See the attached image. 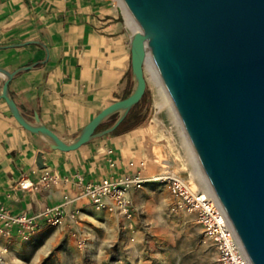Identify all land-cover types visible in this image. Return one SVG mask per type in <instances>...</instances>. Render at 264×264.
I'll return each instance as SVG.
<instances>
[{"label":"crops","instance_id":"0c3cea01","mask_svg":"<svg viewBox=\"0 0 264 264\" xmlns=\"http://www.w3.org/2000/svg\"><path fill=\"white\" fill-rule=\"evenodd\" d=\"M122 17L125 21L120 0H0V46L4 47L0 48V67L12 72L35 64L8 85L28 121L36 113L44 126L70 142L101 110L125 98L131 88L127 78L130 49L129 27ZM151 101L153 110L138 127L60 152L50 150L41 135L22 128L0 99V206L10 214L34 215L61 204L64 196L75 198L79 191L76 174L85 184L132 174L135 168L129 164L141 161L145 163L141 175L146 179L176 168L179 158H188L181 130L159 107L158 98ZM44 170L54 177V184L37 190L18 187L21 179L37 184ZM142 194V190L130 192L133 215L140 208ZM74 210L78 215L72 221L67 216ZM65 216L58 227L40 220L28 241L16 234L9 240L0 236V248L8 250L0 264H42L60 243L67 248L58 254L66 259L64 264H82L83 259L93 264L101 253L90 250L96 239L117 240L121 230L128 235L127 226L135 223L97 212L87 199L70 202ZM193 228L191 239L206 249L209 241L196 221ZM151 238L144 264H152V256L164 258L168 251L162 236ZM80 241L84 245L77 249L75 242Z\"/></svg>","mask_w":264,"mask_h":264},{"label":"water","instance_id":"95a60500","mask_svg":"<svg viewBox=\"0 0 264 264\" xmlns=\"http://www.w3.org/2000/svg\"><path fill=\"white\" fill-rule=\"evenodd\" d=\"M121 1L135 26L127 28V97L101 110L70 142L36 113L28 121L10 96L9 83L35 64L12 72L0 67V99L50 150L75 151L112 134L140 102L149 56L212 195L250 263L264 264V0Z\"/></svg>","mask_w":264,"mask_h":264},{"label":"built area","instance_id":"2783aa9c","mask_svg":"<svg viewBox=\"0 0 264 264\" xmlns=\"http://www.w3.org/2000/svg\"><path fill=\"white\" fill-rule=\"evenodd\" d=\"M111 154L109 150L107 152ZM132 174H124L117 178H103L101 180L83 184L78 174L75 175V184L78 188L77 196L71 200L64 196L63 202L57 206L45 207L34 215L10 214L0 206V236L9 240L13 234L23 241L30 240L36 231L40 220L48 226L58 227L65 219V208L73 201L87 199L97 212H107L131 221L133 216L130 192L140 190L148 182L163 184L169 193L176 199L175 209L193 214L196 223L201 227L203 236L210 241L215 253L217 264H251L247 258L228 218L213 195L198 190L184 177L170 169L162 170L156 176L143 178L141 172L145 167L143 161L136 166ZM55 183L54 177L46 170L43 171L37 184L29 179H21L18 187L21 190H37L39 187H49ZM78 211H70L68 218L75 221ZM84 245L82 241L78 244ZM8 252L7 247L0 248V263L3 255Z\"/></svg>","mask_w":264,"mask_h":264},{"label":"rangeland","instance_id":"374dc122","mask_svg":"<svg viewBox=\"0 0 264 264\" xmlns=\"http://www.w3.org/2000/svg\"><path fill=\"white\" fill-rule=\"evenodd\" d=\"M144 76L146 79V95L149 99L146 118L153 110L152 98H158L159 107L172 116L169 107L147 73L146 67ZM184 150L188 158H179L181 164L170 170L184 177L195 187L203 184L204 177L198 164L191 158L185 144ZM140 190L143 191L138 201L140 208L137 212L134 211L132 216L131 221L134 219V225L127 226L128 235H125L126 231L121 230L117 240L111 241L108 239L109 236L106 241L96 239L95 245L90 250L94 252L101 251V253L99 259L93 260V264H144V262L148 261L145 251L152 236H156V238L162 236L168 246V251L164 258L160 259L158 255L152 256V264H217L216 253L209 240V245H207L206 249H201L197 246L196 241L191 239L190 234L194 232L195 216L175 209L176 199L163 184L148 182ZM131 221L126 220L129 224ZM134 231L138 233H134ZM75 244L78 249V243L75 242ZM155 246H158L157 243ZM65 250L67 248L60 243L46 254L42 264H49L50 262L52 264L66 263V259L58 255ZM212 252H214V260L212 259ZM51 258L54 259L52 260ZM90 261L92 260L83 259L82 264H91L92 262Z\"/></svg>","mask_w":264,"mask_h":264},{"label":"bare ground","instance_id":"6f19581e","mask_svg":"<svg viewBox=\"0 0 264 264\" xmlns=\"http://www.w3.org/2000/svg\"><path fill=\"white\" fill-rule=\"evenodd\" d=\"M120 5H121V8H122V12L124 14V17H125V22H126L127 26L129 27L130 31L135 30V26H134L133 20H132L130 14L126 10V8L123 5V3H122L121 0H120ZM145 67H146V71L149 74L151 80L153 81V83H154L157 91L160 92V94L163 97L165 103L169 107L170 112H171V114L173 116V119H174L175 124L180 128L181 134H182V137H183L184 144L187 147V150H188L189 154L191 155V158L193 159V161L195 160V163L197 164V160L195 158L194 152H192L193 150H192V148L190 146V143H189L187 137L185 136V133H184L182 127H181V123H180V121H179V119H178V117H177V115H176V113L174 111V108H173V106H172V104L170 102V99L168 98V96H167V94H166V92L164 90V87H163V85H162V83L160 81V78H159V76L157 74L156 68H155V66H154V64H153V62H152V60H151V58L149 56L146 59V66ZM196 188L198 190H201L204 193H207V194L212 195V193L210 191V188H209V186H208L205 178L203 179V184H199L198 186L196 185Z\"/></svg>","mask_w":264,"mask_h":264},{"label":"trees","instance_id":"16d2710c","mask_svg":"<svg viewBox=\"0 0 264 264\" xmlns=\"http://www.w3.org/2000/svg\"><path fill=\"white\" fill-rule=\"evenodd\" d=\"M127 78H128V84H130L131 86L132 82H131L130 71L128 72ZM130 90L131 88L129 89V91H127L125 97L128 96ZM148 106H149V99L147 98L146 91H145V94L140 100V102L133 109H131V111L127 114V116L121 122V124L115 129L112 135L125 133L141 125L146 119ZM115 118H116L115 116H112L111 118H109L107 122L101 125L100 129H104L110 126L115 121Z\"/></svg>","mask_w":264,"mask_h":264}]
</instances>
